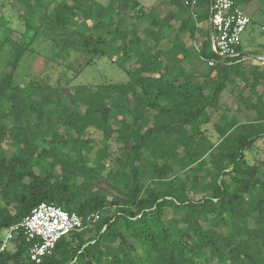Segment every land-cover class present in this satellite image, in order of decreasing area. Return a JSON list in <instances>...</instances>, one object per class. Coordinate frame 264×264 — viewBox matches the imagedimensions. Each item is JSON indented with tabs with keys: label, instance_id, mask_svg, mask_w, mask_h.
<instances>
[{
	"label": "trees",
	"instance_id": "obj_1",
	"mask_svg": "<svg viewBox=\"0 0 264 264\" xmlns=\"http://www.w3.org/2000/svg\"><path fill=\"white\" fill-rule=\"evenodd\" d=\"M14 1L33 36L17 41L0 17L9 69L0 76V234L48 203L101 218L40 264H264V66L242 62V46L237 58L215 54L210 35L198 50L186 46L212 0H198L196 19L170 0L185 13L176 30V14L152 18L139 0ZM46 29L82 40L58 44L54 59L82 54L87 67L115 55L129 81L78 93L40 77L20 86L30 42ZM29 250L20 235L0 264H36Z\"/></svg>",
	"mask_w": 264,
	"mask_h": 264
},
{
	"label": "rangeland",
	"instance_id": "obj_2",
	"mask_svg": "<svg viewBox=\"0 0 264 264\" xmlns=\"http://www.w3.org/2000/svg\"><path fill=\"white\" fill-rule=\"evenodd\" d=\"M98 5H107L109 0H90ZM140 5L145 8V12L152 18L163 19L169 13L177 14L178 19L181 21L185 17V13L181 8L172 4L170 0H139ZM14 0H0V13H2L5 20H9L11 26L15 28L18 33L14 34V38L17 41H21L20 32L25 35L26 42L32 38L25 33L19 15L24 13V7L21 5L11 4ZM2 4L4 8L2 9ZM242 9L245 10L246 6L243 5ZM198 11H203L198 7ZM133 14L129 12L127 15ZM175 20V19H174ZM179 20L172 21L173 29H177L179 26ZM146 26L145 19H139L138 32L141 36H144V27ZM264 26V15L262 12L255 14L252 17V22L248 26L246 32L243 34L242 47L248 50L250 47L259 51L264 49V34L261 31V27ZM50 30V29H49ZM46 35L41 34L30 43L31 54H29L25 60L21 63L16 75V83L20 86L28 85L29 81L38 77L44 78L52 85L57 87L69 88L74 93H78L80 86L82 85H98L105 83H127L129 78L127 74L120 69V60L118 56L108 55L105 57H98L93 59L94 63L85 67V55H78L76 59L71 60V63H64L61 58L54 59V56L59 50L58 44H63L64 41L70 40L74 43H80L82 40L77 34H73L70 31L64 32L62 35L49 33L48 29L45 30ZM174 31V30H173ZM209 21H202L199 26V36L197 46L201 40H204L210 35ZM7 29L4 24L0 23V36H6ZM173 33V32H172ZM49 36V37H48ZM184 41L187 42L189 49H196L193 41L187 36L184 37ZM8 49H6L0 55V76L4 71L9 72V69L4 68V62L7 58ZM255 53V52H251ZM249 63L247 60L246 63ZM201 70V69H200ZM204 70V67L202 68ZM89 136L99 139L100 133L94 129L89 131ZM110 167L113 164L107 162Z\"/></svg>",
	"mask_w": 264,
	"mask_h": 264
},
{
	"label": "built area",
	"instance_id": "obj_3",
	"mask_svg": "<svg viewBox=\"0 0 264 264\" xmlns=\"http://www.w3.org/2000/svg\"><path fill=\"white\" fill-rule=\"evenodd\" d=\"M183 3L191 9L196 19L198 0H183ZM208 21L211 29V50L222 57H239L241 53L238 48L242 46L243 34L251 24L252 18L241 9L237 0H212ZM261 31L264 34V26ZM247 60H251V57L245 55L242 62ZM259 62L264 65V58H259ZM100 218L99 212L81 217L59 206L42 203L21 223L1 232L0 252L7 250L21 235L30 246L29 259L40 264L45 257L53 253L60 240L96 223Z\"/></svg>",
	"mask_w": 264,
	"mask_h": 264
},
{
	"label": "crops",
	"instance_id": "obj_4",
	"mask_svg": "<svg viewBox=\"0 0 264 264\" xmlns=\"http://www.w3.org/2000/svg\"><path fill=\"white\" fill-rule=\"evenodd\" d=\"M15 4V1L14 2H11V4ZM173 4V3H172ZM16 5V4H15ZM2 9L4 8V5L2 4ZM1 10V9H0ZM245 11L251 16V18L255 15V14H257V13H259V12H262L263 13V15H264V4L262 5V4H260L259 2H252V3H250V4H248V5H246V9H245ZM2 16V13H0V17ZM177 20H179L178 19V17H177V14H176V18H175V20H173V21H177ZM180 20H179V25H180ZM199 26H200V23H198V28H199ZM200 37V36H199ZM203 40H201L200 41V43H199V45L197 46V41L195 40V41H193V44L195 45V47H196V49L198 50L199 48H200V46H201V42H202ZM186 43V46H188V44H187V42H185ZM189 47V46H188ZM243 52L246 54V55H248V56H250L251 57V60H248L249 62H256V63H260L259 62V58H264V49H263V51H258L257 49H256V47L253 49L252 47H250L248 50H246V49H244L243 48ZM251 52H255V53H251ZM261 64V63H260ZM262 65V64H261ZM264 66V65H263Z\"/></svg>",
	"mask_w": 264,
	"mask_h": 264
}]
</instances>
